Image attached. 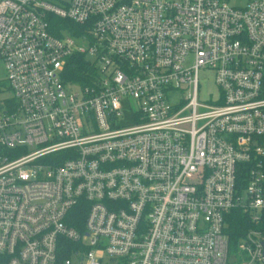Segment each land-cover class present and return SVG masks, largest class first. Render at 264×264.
Returning a JSON list of instances; mask_svg holds the SVG:
<instances>
[{"label":"built area","instance_id":"1","mask_svg":"<svg viewBox=\"0 0 264 264\" xmlns=\"http://www.w3.org/2000/svg\"><path fill=\"white\" fill-rule=\"evenodd\" d=\"M242 1L0 0V264H263V231L225 233L264 220V0Z\"/></svg>","mask_w":264,"mask_h":264},{"label":"trees","instance_id":"2","mask_svg":"<svg viewBox=\"0 0 264 264\" xmlns=\"http://www.w3.org/2000/svg\"><path fill=\"white\" fill-rule=\"evenodd\" d=\"M61 23V20H58ZM68 74L72 80L84 82L91 72L88 61L81 55H74L69 58ZM250 230L264 232V220L260 224L252 223L248 214L240 209H233L226 217L225 233L229 240L230 250L236 251L238 244Z\"/></svg>","mask_w":264,"mask_h":264},{"label":"rangeland","instance_id":"3","mask_svg":"<svg viewBox=\"0 0 264 264\" xmlns=\"http://www.w3.org/2000/svg\"><path fill=\"white\" fill-rule=\"evenodd\" d=\"M229 3L232 4V5H241L243 3L242 0H229ZM74 42L76 44H80L82 45L83 42L76 39L75 37L73 38ZM191 63V61L188 63V65ZM3 77H4V73H3V69L1 67V64H0V86H4V88L7 86V83L5 82V80H3ZM199 86H200V92L202 94L204 93H208L209 91H212V90H215L214 86H213V83L211 82V79H210V74L204 70H201L199 72ZM9 95V92L8 91H2L0 92V98L2 97H6Z\"/></svg>","mask_w":264,"mask_h":264},{"label":"water","instance_id":"4","mask_svg":"<svg viewBox=\"0 0 264 264\" xmlns=\"http://www.w3.org/2000/svg\"><path fill=\"white\" fill-rule=\"evenodd\" d=\"M261 245H262V248H263L262 253H263V264H264V240L261 242Z\"/></svg>","mask_w":264,"mask_h":264}]
</instances>
